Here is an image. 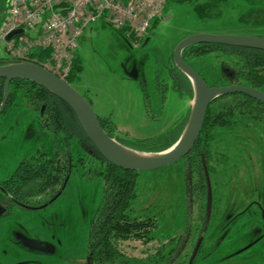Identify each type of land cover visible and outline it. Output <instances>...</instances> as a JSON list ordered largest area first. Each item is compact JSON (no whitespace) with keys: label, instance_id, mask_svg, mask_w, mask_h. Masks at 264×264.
<instances>
[{"label":"rangeland","instance_id":"1","mask_svg":"<svg viewBox=\"0 0 264 264\" xmlns=\"http://www.w3.org/2000/svg\"><path fill=\"white\" fill-rule=\"evenodd\" d=\"M202 2L165 0L162 18L142 40L129 38L128 29L117 30L105 19H99L85 29L82 44L78 41L74 55L81 71L72 85L89 100L100 118L114 124V136L121 142L126 140L149 147L162 144L170 139L177 121L189 110V87L171 75L173 52L182 39L199 33L264 36V0H220L214 5L217 15L213 17L201 13ZM6 7L7 0H0V30L5 23ZM27 33L34 32L28 30ZM39 53L36 50V58ZM205 58L202 66H199V58L190 61L195 69H203L209 83L218 82L221 59L213 54ZM0 59H11L1 38ZM38 62L58 73L50 64ZM133 68L138 72L136 79L129 76ZM230 100L235 102V97ZM236 117L240 120L243 116L238 114ZM260 121L244 118L242 124L231 127L236 134L251 138V142H237L232 137L233 131L221 130L216 131L215 139L210 142L213 157L209 156L208 163L213 190L211 225L216 231L218 226L225 224L228 215L234 214V204L241 210L262 193L260 160L264 138L261 137L263 123ZM65 148L61 134L48 126L23 91L17 90L0 114V184L21 162L40 151L63 155ZM70 151L73 166L69 179L61 194L47 206L41 207L50 201V193L29 196L27 207H21L11 202L0 187V205L6 208L0 216L1 263L86 262L91 225L104 192L99 172L107 165L98 158L85 155L83 152L88 151L75 140L71 142ZM202 172L204 174V170ZM185 176L182 160L156 170L139 172L137 196L132 207L135 215L141 218L154 215L157 226L152 232L154 239L149 243L141 240L120 242L118 247L126 257L146 259L158 251L167 252L170 244L166 238L178 237L189 229L194 236L191 246H194L199 236V209L197 206L192 216L186 211ZM204 178L206 180L205 174ZM17 231L29 240L49 243L54 251L27 249L28 252L20 256L16 252V246L20 244L19 239L18 242L15 239ZM233 238L221 242L219 249L231 250L233 247H229V242ZM252 238L249 235L243 240L248 242ZM186 251L190 256L192 248ZM19 257L23 261L17 262ZM210 257L218 258L216 254ZM236 257L245 260L246 264H264V247L258 242Z\"/></svg>","mask_w":264,"mask_h":264},{"label":"trees","instance_id":"2","mask_svg":"<svg viewBox=\"0 0 264 264\" xmlns=\"http://www.w3.org/2000/svg\"><path fill=\"white\" fill-rule=\"evenodd\" d=\"M169 1L194 3L204 0ZM218 1L220 0L202 2L204 6L200 8L201 13L205 17L216 16L217 12L214 5ZM209 4L212 9L209 8ZM160 19H156L152 26L156 25ZM48 54L49 51L47 50L41 51L38 55L39 59H45ZM211 54L221 59L222 69L220 80L218 81L220 85L241 84L264 91V50L213 42L191 45L183 50V57L190 65H192L190 59L196 58H199V66L204 65L205 57ZM6 62L7 60L0 59V64ZM34 62L39 63L38 61ZM80 71L81 66L78 59L74 56L71 71L66 80L72 84L74 80L79 78ZM197 71L206 80L208 85L211 86L218 83L216 81L212 84L209 83L208 76L203 72V69L199 68ZM171 75L189 87V97L193 98L194 91L190 79L174 63ZM4 83L5 80L0 78V105L4 95ZM17 90H22L29 102L40 112L44 122L52 127L54 131L61 134L66 148L63 151V155L60 152L40 151L37 155L21 162L16 171L0 184L1 189L9 200L21 207L22 205H25L23 207H27L26 199L29 196L50 193V199L54 197L69 179L73 166L70 145L75 140L88 151L83 152L85 155L90 158H98L107 165L104 170L99 172L103 178L104 192L101 204L91 225L90 239L87 247V264H185L189 255H174L173 250L167 254L146 259L126 257L119 249V243L127 240H141L149 243L154 239L152 232L157 226L154 215H147L141 218L135 215L133 210V202L137 196L136 185L139 172L124 170L106 161L87 136L72 108L38 83L25 79L13 80L10 84V95L6 107L13 99ZM233 97H235V102L230 100ZM236 98L238 99L236 100ZM234 103L236 106H231ZM242 104L251 105L242 107L240 106ZM252 104H256V106ZM257 105L264 106L260 101L243 94L219 96L210 104L198 140L191 151L180 159L186 167L185 202L187 203L185 205L189 216H192L197 206L199 209V199H202L203 205L206 202V192H199V182H202L204 190L207 185L204 178L205 173L203 174L202 172L204 170L202 155H204L207 167H209V156L211 155L212 157L209 147L210 142L215 139L214 135L216 131L227 132L231 130L234 124H242L244 121L242 114H252L248 118L260 119L259 115H261L260 113L263 109L262 107H257ZM43 107L44 110L42 112ZM189 113L190 111L187 115L179 118L172 131L173 133L170 134V139H167L162 144L150 147L149 145H142L126 140L121 142L114 136V124L106 119L99 118L105 131L111 137L119 140L123 145L140 151L157 152L169 148L179 139L188 121ZM235 114L242 115V119L237 120ZM190 231L189 229L188 232Z\"/></svg>","mask_w":264,"mask_h":264},{"label":"water","instance_id":"3","mask_svg":"<svg viewBox=\"0 0 264 264\" xmlns=\"http://www.w3.org/2000/svg\"><path fill=\"white\" fill-rule=\"evenodd\" d=\"M24 31L25 29L22 28L15 29L6 36V39L10 40ZM82 41L83 37L81 36L79 38V44H82ZM212 42L264 50V36L199 33L192 34L177 44L173 52V61L176 67L190 79L194 97L192 99L188 121L182 134L167 149L157 152H146L123 145L105 131L99 116L95 113L89 100L77 91L72 84L47 67L30 60L10 59L4 64H0V78L5 80L0 114L4 111L9 99L11 82L15 79L30 80L47 88L72 108L95 148L109 163L124 170L138 172L152 171L171 165L185 157L191 151L201 134L210 104L219 96L243 94L264 104V91L241 84L209 86L199 72L184 59L183 50L185 48L195 44ZM129 76L135 79L138 77L136 68H133L129 72ZM202 164L208 189L207 217L209 218L212 209V183L204 155H202ZM65 185L66 183L48 203L41 207L52 203L61 194ZM2 212L0 210V214ZM23 236L25 237V235ZM24 240H26L24 242L25 246L31 250H49L51 247L49 243L36 239L29 240L25 237ZM200 242L201 240H198L188 264L193 263Z\"/></svg>","mask_w":264,"mask_h":264},{"label":"built area","instance_id":"4","mask_svg":"<svg viewBox=\"0 0 264 264\" xmlns=\"http://www.w3.org/2000/svg\"><path fill=\"white\" fill-rule=\"evenodd\" d=\"M164 5L165 0H8L0 38L11 59L43 61L66 80L79 38L91 23L105 19L117 30L128 29L129 38L142 40L162 18ZM19 28L25 31L6 39ZM36 50L49 54L39 59Z\"/></svg>","mask_w":264,"mask_h":264},{"label":"flooded vegetation","instance_id":"5","mask_svg":"<svg viewBox=\"0 0 264 264\" xmlns=\"http://www.w3.org/2000/svg\"><path fill=\"white\" fill-rule=\"evenodd\" d=\"M149 40V39H148ZM227 85V84H222ZM210 86V85H209ZM213 86V85H211ZM251 105V104H250ZM249 104H242L240 106L242 107H248ZM256 106V104H252ZM231 106H236V104H232ZM262 107L263 110H261V124L263 123V126L261 128V137L264 138V106ZM44 110V107L42 109V112ZM237 114V113H236ZM235 114V115H236ZM245 119L249 120L248 117L252 116V114L245 115L242 114ZM241 115V116H242ZM247 117V118H246ZM259 119V120H260ZM235 125V124H234ZM233 125V126H234ZM237 129V128H236ZM239 129V128H238ZM240 130V129H239ZM238 130V131H239ZM229 131H235V130H229ZM232 137L237 142L245 143V142H251V138L243 137L240 134H236V132L233 133ZM251 137H253L251 135ZM245 138V139H243ZM263 142V141H262ZM262 156H261V162L260 166L262 167V188H261V195L259 198L252 199L249 201L243 209H239L238 205L234 204V207L232 209L233 215H228L225 220V224L220 227H217L216 229L212 228L211 225V218H212V211H213V190H212V209H211V216L207 217V207H208V189L206 187L205 190H203V184L202 182H199V192L202 193L203 191L206 192V202L205 205L202 204V199H199V236L197 238V241L195 242L194 246L192 247V238L194 236L191 235V232H183L182 234L177 236H171L169 238H166L170 244L169 250L167 252L164 251H158L153 257L159 256L161 254H167L173 250L174 255L177 254H185L189 255V252L186 251L189 248H192L190 256L186 259L185 264H188L190 261V258L192 256L193 250L196 247V244L198 240L200 242L198 252L193 260L192 264H246L245 260L239 259L236 257L238 254L243 252L244 250L249 249L250 247L254 246L258 242H261V245L264 247V142L262 144ZM250 154V153H249ZM249 159L252 158L251 156L248 157ZM187 202H185L186 204ZM20 206V205H19ZM185 208L187 210V207L185 205ZM6 208L3 205H0V210L3 212L1 214H4L6 212ZM0 214V216H1ZM16 242L19 241V245L16 246V252H19L22 256L26 252H28L27 249H29L27 246H25L24 242L26 240L23 236L24 234L20 232H16ZM234 237H232V236ZM249 235L253 236V238L247 242L246 240H243L246 237H249ZM2 236V235H1ZM214 238V240L212 239ZM17 238L19 239L17 241ZM233 238L231 242H229V247H233L231 250L225 252L223 249H219L221 242H223L225 239H229L230 241ZM15 241V240H14ZM47 243V242H46ZM235 243H237V246L235 247ZM24 247V249H23ZM31 250V249H30ZM51 252L54 251V248L51 246L49 249ZM162 250V249H161ZM219 252V253H218ZM217 255L218 258L211 259L210 256ZM17 256V255H16ZM20 258V259H19ZM17 262L23 261L22 257H19ZM88 262V255L86 254V262L84 264H87ZM0 264L1 260H0Z\"/></svg>","mask_w":264,"mask_h":264},{"label":"crops","instance_id":"6","mask_svg":"<svg viewBox=\"0 0 264 264\" xmlns=\"http://www.w3.org/2000/svg\"><path fill=\"white\" fill-rule=\"evenodd\" d=\"M84 31H85V30H84ZM83 34H84V32H83ZM192 99H193L192 97H189V104H188V109H189V110L187 109V110H188V111H187V113H185V114H184V115H182L181 117H183V116L187 115V114H188V112L190 111V108H191V103H192ZM181 117H180V118H181Z\"/></svg>","mask_w":264,"mask_h":264}]
</instances>
